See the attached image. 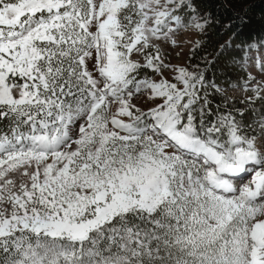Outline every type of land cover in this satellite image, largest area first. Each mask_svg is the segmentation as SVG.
I'll use <instances>...</instances> for the list:
<instances>
[{
  "label": "snow or ice",
  "instance_id": "1",
  "mask_svg": "<svg viewBox=\"0 0 264 264\" xmlns=\"http://www.w3.org/2000/svg\"><path fill=\"white\" fill-rule=\"evenodd\" d=\"M240 2L0 0V264H264Z\"/></svg>",
  "mask_w": 264,
  "mask_h": 264
},
{
  "label": "trees",
  "instance_id": "2",
  "mask_svg": "<svg viewBox=\"0 0 264 264\" xmlns=\"http://www.w3.org/2000/svg\"><path fill=\"white\" fill-rule=\"evenodd\" d=\"M245 5L249 22L243 28L244 34L259 33L264 28V0H241L237 6L243 8Z\"/></svg>",
  "mask_w": 264,
  "mask_h": 264
}]
</instances>
